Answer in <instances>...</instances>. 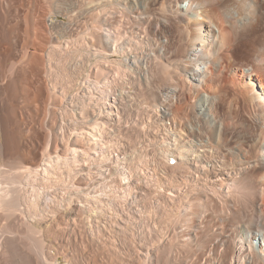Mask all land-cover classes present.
<instances>
[{
    "label": "bare ground",
    "instance_id": "6f19581e",
    "mask_svg": "<svg viewBox=\"0 0 264 264\" xmlns=\"http://www.w3.org/2000/svg\"><path fill=\"white\" fill-rule=\"evenodd\" d=\"M42 1L0 0V264H264V0Z\"/></svg>",
    "mask_w": 264,
    "mask_h": 264
},
{
    "label": "rangeland",
    "instance_id": "374dc122",
    "mask_svg": "<svg viewBox=\"0 0 264 264\" xmlns=\"http://www.w3.org/2000/svg\"><path fill=\"white\" fill-rule=\"evenodd\" d=\"M40 1L44 3V1H42V0H40ZM43 3H42V4H43ZM54 20H55V21H56V20H60V18H57V19H54V18H53L52 21H54ZM135 116H136V118H135ZM133 117H134L133 120L138 119V116H137V115H134ZM143 125H144V124H143ZM59 262H60L61 264H63V260H62L61 258L59 259Z\"/></svg>",
    "mask_w": 264,
    "mask_h": 264
},
{
    "label": "snow or ice",
    "instance_id": "6c2138e0",
    "mask_svg": "<svg viewBox=\"0 0 264 264\" xmlns=\"http://www.w3.org/2000/svg\"><path fill=\"white\" fill-rule=\"evenodd\" d=\"M172 163H175V161H172Z\"/></svg>",
    "mask_w": 264,
    "mask_h": 264
}]
</instances>
